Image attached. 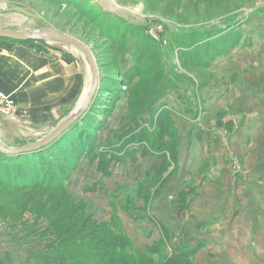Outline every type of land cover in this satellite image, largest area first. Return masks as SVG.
Instances as JSON below:
<instances>
[{
  "label": "rangeland",
  "instance_id": "obj_1",
  "mask_svg": "<svg viewBox=\"0 0 264 264\" xmlns=\"http://www.w3.org/2000/svg\"><path fill=\"white\" fill-rule=\"evenodd\" d=\"M40 26L90 47L101 81L89 108H102H92L90 120L101 123L94 148L64 169L65 176L49 170L53 183L16 188L11 183H20L9 174L20 179L25 164L0 168V264H100L108 253L162 264L174 248L189 252L190 264H264V189L254 192L260 205L225 199L209 209L198 200L199 171L209 166L201 135L227 136V119L238 115L218 117L241 95L245 80L264 81V0H0L1 28ZM215 42L222 51L200 62L197 45ZM17 43L74 59L88 77L85 60L70 47L11 39L0 47ZM1 96L13 108L0 101V113L12 120L15 104ZM158 113L178 138L175 157L146 137ZM204 115L206 127L199 124ZM252 118L230 133L233 146L241 149L245 135L248 141L264 135V120ZM49 131L16 125L3 143L16 146ZM231 151L226 161L238 172L242 155ZM165 157L169 165L162 164ZM225 197L233 201L235 192ZM239 213H252L253 221Z\"/></svg>",
  "mask_w": 264,
  "mask_h": 264
},
{
  "label": "crops",
  "instance_id": "obj_2",
  "mask_svg": "<svg viewBox=\"0 0 264 264\" xmlns=\"http://www.w3.org/2000/svg\"><path fill=\"white\" fill-rule=\"evenodd\" d=\"M51 52L49 49L46 51L35 49L30 44L17 43L8 48L0 47V92L9 95L15 104V109L11 113L12 120L5 119L0 113L1 142L10 136L8 134H11V129L16 125L28 124L39 128L49 127L51 130L82 95L88 83L89 73L87 77L85 68L82 69L74 59L67 61ZM240 89L243 92L235 97L234 104L218 117L220 120L223 115L232 113L238 115L236 120L227 119L225 125L228 130L227 136L204 134L199 139L203 156L209 160V166L208 169L203 167L204 169L199 171V175H202L198 178V184L199 187L202 184L203 188L200 189L203 192L198 200L199 204L209 209L225 204L226 200L230 201L228 205L233 203L239 205L242 204L243 198L246 203L255 202L260 205L254 192L264 189V135L258 134L259 137H251L249 141L247 140L249 137L245 135L243 139L245 144L239 149L231 143L233 137L230 133L241 130L244 125L242 122H246L248 117L254 116L256 119L264 120V99L258 95H264V81L256 85L245 80ZM246 93L251 94L250 98L246 97ZM206 123L207 116L204 115L199 124L206 127ZM230 150L231 153L236 151L237 155H242L238 157V161L232 157L240 163L238 172H232V165L227 164L226 158L231 159V154H227ZM229 190L235 192L233 201L225 197V192ZM246 211L248 212L247 209ZM252 216V213L237 215L238 218L249 222L253 221ZM261 217L260 220H264V215ZM217 227L219 228L218 224L216 230L221 229Z\"/></svg>",
  "mask_w": 264,
  "mask_h": 264
},
{
  "label": "trees",
  "instance_id": "obj_3",
  "mask_svg": "<svg viewBox=\"0 0 264 264\" xmlns=\"http://www.w3.org/2000/svg\"><path fill=\"white\" fill-rule=\"evenodd\" d=\"M8 40L5 38H0V41ZM10 40V39H9ZM21 43H28L30 41H19ZM29 44V43H28ZM215 42L214 46L210 45L208 48H204L203 45H197V49H202V58H199L200 62H205L203 59L209 57V59H213L215 55L222 51V48L217 45ZM199 62V61H198ZM101 81V77L99 76ZM98 92V90H97ZM96 92V93H97ZM158 95V94H157ZM156 95V97H157ZM100 106L93 104L86 113L76 121L62 136H60L56 141L51 143L50 145L43 147L41 149L35 150L30 153L20 154V155H6L0 153V161L3 162L0 165V168L4 170L8 168L11 163H24V167L26 169V173L24 175H18L16 173L9 174V179L13 181H19L20 184H15L14 182L11 185L16 188L20 187H33V186H41L44 181L47 184L53 183L54 180L50 179V171L52 169L58 170L59 174H64V169H71L75 165V161H78L79 155L81 153L88 154L92 148H94L95 141L94 130L101 121L90 120V114L93 109H97ZM93 108V109H92ZM100 111H102V108ZM165 112V111H164ZM95 116V115H93ZM163 113H158L150 123L153 122L154 129L151 130L149 135L146 134L147 139L152 142L154 148H158L161 150H165L175 157V153L178 146V138H176L175 134H173V129L169 125L168 119L163 117ZM156 129V131H154ZM139 135V134H138ZM141 136V135H140ZM167 136L168 139H165ZM167 157L162 161L164 165H169L167 161ZM21 161V162H20ZM167 161V162H166ZM75 162V163H73ZM19 165V164H18ZM7 167V168H6ZM8 170V169H7ZM47 170V172H45ZM50 170V171H49ZM1 173V169H0ZM36 173H39L37 175ZM47 173V174H46ZM2 180L0 179V182ZM46 184V185H47ZM24 185V186H22ZM26 185V186H25ZM50 186V185H48ZM189 252L174 248L168 258L162 264H190L189 261ZM107 257V258H106ZM100 264H139L137 261L131 259L127 255L108 253L107 256L103 255Z\"/></svg>",
  "mask_w": 264,
  "mask_h": 264
},
{
  "label": "water",
  "instance_id": "obj_4",
  "mask_svg": "<svg viewBox=\"0 0 264 264\" xmlns=\"http://www.w3.org/2000/svg\"><path fill=\"white\" fill-rule=\"evenodd\" d=\"M6 9L21 11L35 17V15L29 13L21 7H8ZM0 38L17 41H45L63 46H70L76 48L87 61L89 79L82 95L74 107L63 118H61L48 133L41 136L40 138H36L32 141L16 146H9L0 141V153L6 155H20L30 153L46 147L56 141L86 113L94 99L100 81L98 65L96 58L89 46H87L81 40L49 26H42L26 30L0 29Z\"/></svg>",
  "mask_w": 264,
  "mask_h": 264
},
{
  "label": "bare ground",
  "instance_id": "obj_5",
  "mask_svg": "<svg viewBox=\"0 0 264 264\" xmlns=\"http://www.w3.org/2000/svg\"><path fill=\"white\" fill-rule=\"evenodd\" d=\"M13 11H16V10H13ZM18 12H20V13H23V14H25V15H28V16H31V17H33L32 15H30V14H26V13H24V12H21V11H18ZM40 27H42V26H40ZM0 29H9V30H26V29H12V28H1L0 27ZM67 47H70V46H67ZM70 48H72L73 49V51L76 53V54H80L79 53V51L76 49V48H73V47H70ZM83 57V56H82ZM83 59L85 60V62H86V65H87V61H86V59L83 57Z\"/></svg>",
  "mask_w": 264,
  "mask_h": 264
},
{
  "label": "built area",
  "instance_id": "obj_6",
  "mask_svg": "<svg viewBox=\"0 0 264 264\" xmlns=\"http://www.w3.org/2000/svg\"><path fill=\"white\" fill-rule=\"evenodd\" d=\"M5 100H7V99H6L4 96H1V97H0V101H1V102H5ZM4 106H5V108H6L7 110H8V109L11 110V109L13 108L12 102H11V101H8V100L5 102V105H4Z\"/></svg>",
  "mask_w": 264,
  "mask_h": 264
}]
</instances>
